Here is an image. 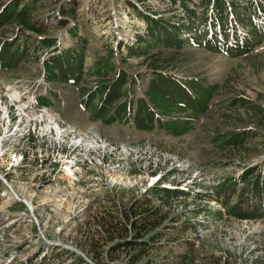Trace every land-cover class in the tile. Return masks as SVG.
Returning a JSON list of instances; mask_svg holds the SVG:
<instances>
[{
    "label": "rangeland",
    "instance_id": "1",
    "mask_svg": "<svg viewBox=\"0 0 264 264\" xmlns=\"http://www.w3.org/2000/svg\"><path fill=\"white\" fill-rule=\"evenodd\" d=\"M185 1L196 11L191 25L207 19L213 32L210 1ZM185 1L0 0V47L12 48L18 65L0 68V96L8 102L17 90L29 115L0 149V264H264V216L234 214L253 213V182L264 181V37L244 53L209 49L191 26L194 38H150L145 15L167 26L190 23ZM14 2L17 11L32 7L28 20L37 28L10 15ZM226 14L231 27L233 12ZM237 29L240 40L253 31ZM45 38L65 50L84 47L77 81L52 79L62 71L50 66L54 59L46 72L45 60L59 51L43 46ZM159 74L187 85V93L198 83L215 86L207 110L195 116L187 101L167 112L173 98ZM105 88L121 94L106 93L101 108ZM35 96L49 107L39 109ZM3 115L0 107L5 135ZM169 120L191 128L172 133ZM58 121L68 130L60 137L48 129ZM83 147L95 157L83 171L87 183L58 178L52 157ZM162 186L186 193L167 197Z\"/></svg>",
    "mask_w": 264,
    "mask_h": 264
},
{
    "label": "trees",
    "instance_id": "2",
    "mask_svg": "<svg viewBox=\"0 0 264 264\" xmlns=\"http://www.w3.org/2000/svg\"><path fill=\"white\" fill-rule=\"evenodd\" d=\"M177 1V0H174ZM185 1V0H184ZM211 5H212V15H211V21L210 23L211 26H214V31L209 32V27H208V21L207 19H204L203 22L199 27H194L191 25V23L196 20V11L190 7L188 3L183 2V6L185 9V13L188 16L189 21H186L184 23L176 24L172 23L171 25L167 26L166 21L163 18H154L151 16L145 15L147 22L149 23L148 26V34L151 37H154L153 40H159L160 39V33L162 32L161 35L165 36V39L169 37H174L176 40L180 39L181 34L186 33L188 37H191L192 35L190 34V30H188V26H191V28H194L195 30L199 31V36L202 37V43L204 46L208 47L209 49L212 50H220L223 48V50L227 51V53H231L233 51H236L237 53H244L252 50V47L254 46L253 44L261 41L262 38L264 37V31H263V19L264 18L261 14V12L264 13V4L260 1H255V0H250L247 4H243L242 2L238 0H209ZM228 2V3H227ZM14 8L13 10L10 11V15H15L16 18L20 19L22 23H24L26 26H28L31 29L37 28L34 23L28 20V17L31 15L32 12V7H22L17 11L18 8V2H14ZM9 8V6H8ZM17 11V12H16ZM6 9L2 15L6 13ZM226 12H233L234 19H232L233 25L230 27L228 24V15ZM2 17V16H1ZM234 21L237 23H234ZM1 23V21H0ZM242 26H247L250 29H253L252 33L245 35L243 40L238 39V34H237V27L238 25ZM220 25V30H217V25ZM230 28H234L235 32L233 33V39L228 40V36L230 34ZM259 29V32H258ZM220 34V36H219ZM159 39H158V38ZM193 37V36H192ZM194 38V37H193ZM142 37H140L141 41ZM42 45L46 47H54L57 45V40L56 38H45L42 41ZM173 43H169L171 45ZM219 47H216L218 46ZM221 46V47H220ZM232 48V49H231ZM11 49V50H10ZM60 50V51H59ZM52 51L56 52L57 55L49 56L45 60V70L48 72V67L47 64L51 60H56L57 63H50L51 67H56L60 66L62 67V71H59L58 75H54L52 79H57L60 78L61 80H70L71 78L74 77V80H78L79 77L83 73V68H84V47H82L81 50L77 48H67L61 49L60 46H56ZM4 53V55H3ZM2 55V61L0 62V66L4 68H15L18 65H15L13 61L10 60V55H13V49L12 48H6V45L1 46L0 48V56ZM24 53L21 51V57H23ZM20 57V59H21ZM18 60V62L20 61ZM102 62H99L101 64ZM121 73L118 77L120 79ZM159 78V81L161 82V85L163 86L164 89L166 90V93L171 91L170 97L173 98V103L172 106L169 105V103L164 107L166 108L167 112H171L174 110H182L183 106L187 105V101L191 104L190 106L192 107V114L195 116H198L199 113H203L207 110V106L209 103L210 98L212 97L213 94V88L215 86H209L205 87L201 84L198 83L197 86L195 81H191L192 86H195L197 91H191L188 88V93L186 91L187 85H180L174 77H169L168 75L165 74H159L157 75ZM48 77V73H47ZM49 78V77H48ZM51 79V78H49ZM155 81V79H154ZM168 84H171V87H168ZM111 84L110 86H112ZM107 91L105 88V91L102 92V100L104 102V105H102L101 108L106 107V93L107 95L113 92L115 100L117 97L121 94L120 89L118 88L117 90H111ZM94 99V98H93ZM90 99V100H93ZM87 102L89 101L86 100ZM85 101V102H86ZM244 102V101H243ZM182 106V107H181ZM167 115V114H166ZM154 118V116H153ZM149 121V120H148ZM177 122H180L176 120ZM174 122V121H171ZM190 121H186L185 123L179 125L178 123L174 125V123L170 124L171 131H177L178 135L184 134L187 131L190 130L191 125L189 123ZM151 123V121H150ZM145 129H150V128H145ZM172 131V133H173ZM242 139V138H240ZM237 142V141H236ZM246 181V180H244ZM233 181L230 180L225 185H229L232 187ZM257 187H253V190L255 189V192H258V195H255V199H253L251 203V210H253L252 214H243L240 213L239 211H234V214H236L239 218L241 219H253L256 217H259L260 215L264 216V181H259L258 179L253 182ZM263 189V190H261ZM162 193L167 196V197H176V196H182L183 194L185 195V191L181 190L178 192L177 190L173 189H167L166 187L161 188ZM176 191V193H174ZM178 192V193H177ZM161 193V194H162ZM255 194V193H251ZM260 194H263L261 197L259 196ZM234 206V205H233ZM232 206V207H233ZM257 206V208H256ZM230 207V210L231 208ZM257 212V213H256ZM144 220L141 222L144 224V227H146V215H144ZM147 241L142 242V244H146ZM128 244H132L133 241H127ZM141 243V242H140Z\"/></svg>",
    "mask_w": 264,
    "mask_h": 264
},
{
    "label": "built area",
    "instance_id": "3",
    "mask_svg": "<svg viewBox=\"0 0 264 264\" xmlns=\"http://www.w3.org/2000/svg\"><path fill=\"white\" fill-rule=\"evenodd\" d=\"M36 97L37 96H35L36 106L39 107V109H41V110L46 108L44 106L37 104L38 101H37ZM7 98H8V96H7ZM7 100H8V102L7 101L4 102L3 98L0 96V107H2V106L8 107L7 114L3 118L5 123L7 124L6 127H8V130L5 133L6 137L10 136L12 134V131L16 127L18 130V126H20L21 124H24L23 119L24 118L28 119V117H29V115L27 113L25 114V111L23 109L19 108V106L16 104L15 101L9 100V99H7ZM2 112L5 113L4 110H2ZM9 119H10V122H9ZM36 120H38V119H36V118L34 119V118L30 117L29 122L31 123V121H34V124L36 125V123H37V122H35ZM6 127L4 128V131H5ZM59 127H60V129L65 130V132L68 131V130H66L65 127H63L62 124L59 125ZM27 129H29V127L26 128V130ZM26 130H24V131H26ZM50 130L55 131L54 128L53 129L51 128ZM30 133H32L31 130L28 131V134H30ZM59 134L61 135L60 131L57 133V135L59 136ZM0 135H3L2 129L0 130ZM4 144L2 147L0 146V149H2L4 147ZM60 144H61V141L59 142V148H61ZM89 151H90L89 148L86 149L85 147L80 149V152L74 151L72 153L65 152V150H64V152L63 151L60 152L58 150L57 153H58V155H61V156L52 157V159L55 162L54 164H56L58 166V168H60V170H59L60 172L57 171L60 173L58 178L64 179V181H68L69 177H73V182H75V183L76 182L79 183L81 181H85L87 183L88 179H81L83 177V171L86 169V167H89L90 163H94L93 160L95 159V157H92L94 155H92L91 151L90 152ZM68 165L70 166V170H72L71 175L67 174ZM49 173H52V171H49ZM50 177H52V174L50 175ZM54 177H56V174L53 175V179H54Z\"/></svg>",
    "mask_w": 264,
    "mask_h": 264
},
{
    "label": "bare ground",
    "instance_id": "4",
    "mask_svg": "<svg viewBox=\"0 0 264 264\" xmlns=\"http://www.w3.org/2000/svg\"><path fill=\"white\" fill-rule=\"evenodd\" d=\"M11 96H12V98H20V95H19V93H18L17 91H16V93L14 94V97H13V93H12ZM25 106H26V105L23 104V103H20V104H19V108H20V109H24ZM1 109L5 111V113H4L3 116H6L7 111H8V107L2 106ZM48 111H49V110H48ZM47 113H48V112H47ZM47 115H48V117H49V118H48L49 121L52 122V121H55V120H56V117L53 116L52 113H51V114L49 113V114H47ZM9 122H10V119H9ZM59 125H61V123H60L59 121H58L56 124H54V126L49 124V125H48V126H49L48 129H49V128H50V129H51V128H54V130H57L58 132L60 131L61 134H64L65 130L60 129ZM7 128H8V127H7ZM5 132H6V131H5ZM16 132H17V131H16ZM0 136H1V137H0V142H1V144L3 145V144L5 143V140H6L7 137H6V135H4L5 138L3 137V135H0ZM60 136H61V135H60ZM58 137H59V136H58ZM82 139H83V138H82ZM87 140H90V139H87ZM81 141L84 142V140H81V139H80V141L77 140L76 143H77V144H78V143L81 144V143H80ZM85 141H86V140H85ZM85 143H86V144H89L90 142L87 141V142H84V144H85ZM91 143H93V142H91ZM82 144H83V143H82ZM71 172H72V170H70V166L68 165V171H67V174H68V175H71ZM65 179H66V178H65ZM70 181H71V180H70ZM65 182H66V181H65ZM58 191H59V190H58ZM73 191H75V190H73ZM76 191H77V190H76ZM13 194H17V193H16V192H13ZM72 195H73V194H72ZM12 199H14V196H12V197L9 199V201H11ZM51 199H52V197H50V198L48 197V198H47V202L50 201ZM65 199H66V198H61V197H60L58 200H59L60 202H63ZM52 200H53V199H52ZM60 204H61V203H60ZM61 205H63V204H61ZM63 206H64V205H63ZM60 208H61V206L57 205V206H55L54 209H52V211L59 212L58 210H59ZM0 210H1V209H0Z\"/></svg>",
    "mask_w": 264,
    "mask_h": 264
}]
</instances>
